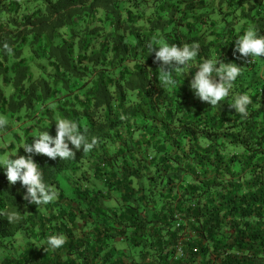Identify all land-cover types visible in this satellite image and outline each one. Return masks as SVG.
<instances>
[{
    "label": "trees",
    "instance_id": "obj_1",
    "mask_svg": "<svg viewBox=\"0 0 264 264\" xmlns=\"http://www.w3.org/2000/svg\"><path fill=\"white\" fill-rule=\"evenodd\" d=\"M249 28L264 36V0H0V110L26 112L9 158L57 118L94 141L34 156L58 193L40 208L0 168V264H264V58L234 55ZM158 41L199 46L175 86ZM220 58L243 68L212 107L191 81ZM245 93L246 117L230 106ZM50 235L65 244L47 252Z\"/></svg>",
    "mask_w": 264,
    "mask_h": 264
},
{
    "label": "clouds",
    "instance_id": "obj_2",
    "mask_svg": "<svg viewBox=\"0 0 264 264\" xmlns=\"http://www.w3.org/2000/svg\"><path fill=\"white\" fill-rule=\"evenodd\" d=\"M159 47H151V53H155V62L161 63L158 69V80L165 88L175 86L174 76L184 73L182 70L189 67L190 62L198 54L199 46L177 44L169 45L157 42ZM6 53L12 55L13 49L7 43L3 45ZM239 54L238 58H264V36L258 35L253 29L249 28L235 41L234 55ZM183 66V67H180ZM191 81V89L194 95L202 102H208L212 107L220 103L227 97L232 89L234 82L242 74L241 66L236 63H226L206 59L201 63ZM252 103L248 94H240L234 97V102L230 106L236 113L246 117L248 106ZM7 121L0 118V128H4ZM56 135L52 136L49 131L41 132L36 136L34 142L23 145V149L29 155H17L14 158L0 159V168L10 182L15 184L19 181L25 188L24 199L30 204L48 205L53 202L58 193L45 182L41 167L35 162V155H46L51 159L60 157L65 161L75 158V152L69 147L74 146L76 150L83 148L84 152L90 151L94 146L93 142H88L81 131L78 123L69 118H57L55 121ZM10 221H14V213L7 214ZM65 244L63 235H50L47 237L45 250H56Z\"/></svg>",
    "mask_w": 264,
    "mask_h": 264
},
{
    "label": "rangeland",
    "instance_id": "obj_3",
    "mask_svg": "<svg viewBox=\"0 0 264 264\" xmlns=\"http://www.w3.org/2000/svg\"><path fill=\"white\" fill-rule=\"evenodd\" d=\"M236 63L235 60H228L226 63ZM237 64V63H236ZM257 68L252 72L250 78L252 80L258 79L259 77L264 76V60L258 59ZM1 91L5 94V96L9 97L12 93V89L10 87H5L0 85ZM26 112L23 110L21 113L13 115L11 112L4 113L0 110V118H3L7 121V128H0V159L9 158L11 154L15 152H10L8 150V146L14 142V133H21L22 129L26 126L25 122L19 123L17 120L18 115H24ZM1 149H5L6 152L2 153Z\"/></svg>",
    "mask_w": 264,
    "mask_h": 264
}]
</instances>
